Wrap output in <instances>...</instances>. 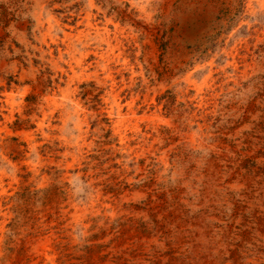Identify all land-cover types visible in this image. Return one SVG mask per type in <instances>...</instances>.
Returning a JSON list of instances; mask_svg holds the SVG:
<instances>
[{
	"label": "rangeland",
	"instance_id": "1",
	"mask_svg": "<svg viewBox=\"0 0 264 264\" xmlns=\"http://www.w3.org/2000/svg\"><path fill=\"white\" fill-rule=\"evenodd\" d=\"M0 264H264V0H0Z\"/></svg>",
	"mask_w": 264,
	"mask_h": 264
}]
</instances>
